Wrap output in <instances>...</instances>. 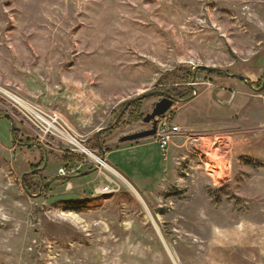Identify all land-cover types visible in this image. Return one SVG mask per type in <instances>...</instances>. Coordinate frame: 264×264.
Segmentation results:
<instances>
[{"label":"rangeland","instance_id":"374dc122","mask_svg":"<svg viewBox=\"0 0 264 264\" xmlns=\"http://www.w3.org/2000/svg\"><path fill=\"white\" fill-rule=\"evenodd\" d=\"M188 69L227 77L157 119L181 130L166 158L120 143ZM4 115L0 264H264V0H0ZM138 144L148 167L106 158Z\"/></svg>","mask_w":264,"mask_h":264},{"label":"trees","instance_id":"16d2710c","mask_svg":"<svg viewBox=\"0 0 264 264\" xmlns=\"http://www.w3.org/2000/svg\"><path fill=\"white\" fill-rule=\"evenodd\" d=\"M184 74H185L184 75L185 78L183 76L182 77V81L178 82V84L179 85L181 84L184 89H181L179 87L180 89H169L167 91L169 96H171L176 102L178 101V102H181V103L187 102L193 96L194 87L192 85L194 83H196V81L198 79V75L200 76L199 78H201L204 82H205V80L213 79V76L214 77L216 76V77H219V78L227 77V75L223 74L222 72L214 71V70H205V69H201V72H199V73H197V71L195 73V70L194 71H191V70L189 71V69H188L187 72L184 73ZM196 74H198V75H196ZM193 77H195L194 82H193ZM175 88H178V87H175ZM139 106H140V102L139 101H133L130 104L129 110L125 113V115L127 117V121L123 125L127 124V126H129L130 124L135 122L140 117V116L137 117ZM15 137H16V133H14V138ZM100 137H101V135H100ZM91 140H92V143L89 146V148L92 151H95L96 149L99 150V145H98V142H97V139H96V135H94ZM100 140H101V138H100ZM100 144H101L100 145L101 148H103L104 145H103L102 141H101ZM59 162L64 167L63 169L68 170V171L69 170H74L76 164L77 163H81L76 158L75 159H71V158H68L67 156L60 157L59 158ZM85 171H83V172H85ZM77 174H79V176L83 175V174H81V171L77 172ZM26 178H27V176L24 178V188H25L26 192H27V190L29 192H30V190H32V191H35L36 189L39 190L40 185L35 184L34 181L32 180V177L29 178L30 179V185L26 186V184H27V179ZM63 180H64L63 178L59 179V181H63ZM39 184H41V183H39ZM33 188L35 190H33Z\"/></svg>","mask_w":264,"mask_h":264},{"label":"water","instance_id":"95a60500","mask_svg":"<svg viewBox=\"0 0 264 264\" xmlns=\"http://www.w3.org/2000/svg\"><path fill=\"white\" fill-rule=\"evenodd\" d=\"M194 80H195V77H193V82H194ZM150 96H152V94H147V95L143 96L142 99H145V98L150 97ZM162 97L163 98L158 103H156L154 105L152 112L150 114L146 115L145 118L142 120V122L144 124H147V125L151 124L152 125L151 130L123 137V138L120 139V143L138 142L140 140L150 139V138H153L155 136L156 126H157V119L163 117L172 108L173 104L176 103V101L171 96H169L168 94H163ZM128 107H129V103L124 107V109L118 115L117 119L115 120V122L113 123L112 126L116 125L119 122V120L122 118V116L124 115V113L126 112ZM0 119H8L10 121L11 138H12V141L14 143H16L15 142V138H14V125L12 123V119L8 115H4ZM101 132H103V130H100V131H98L96 133V137L98 139V142L100 141V133ZM18 145L21 146V147L24 146L23 144H18ZM99 146H100V144H99ZM37 148L41 150V147L37 146ZM99 148L102 151L101 146ZM44 153H45V151H44ZM44 161L45 162H44V165H43L41 170H43L45 168V165H46V161H47L46 154H45V157H44ZM26 175L27 174L23 175L22 178H21V185L22 186H23V178ZM85 175L86 174H83L81 176L84 177ZM27 195L32 197L29 194H27Z\"/></svg>","mask_w":264,"mask_h":264},{"label":"crops","instance_id":"0c3cea01","mask_svg":"<svg viewBox=\"0 0 264 264\" xmlns=\"http://www.w3.org/2000/svg\"><path fill=\"white\" fill-rule=\"evenodd\" d=\"M145 145H148V144H138V145H136V147L133 148V151H132V152H127V151H130V149H129V150H124V152H121V151L118 150V151H114V152H116V153H113V152L108 153L107 156H106V158H107V159H111V160H113V161H116L118 164H121V165H122V163H123V165H124V159H125V158L130 157V158L132 159V158L135 156V154H137V155L131 160V161H133V164H135V165H137V166L140 164V163L137 162V160H136V159L139 157V155H140V157L142 158L141 163H142L143 167H146V166L148 167V165H149V163H150L151 161H150V159L148 158L149 153H148V151L145 149V148H148V147H146ZM150 145L155 146V148H157V150L159 151V153H161L160 150H159V148H158V145H157L156 142L153 141ZM117 153H118V154H117ZM119 155H120V156H119ZM160 155H161V154H160ZM161 159H162V155H161ZM161 159H160V160H161ZM122 160H123V161H122ZM160 169H161V162H160V165H159L158 169H156V171H157L156 175L159 174ZM136 173H137V171L135 172L134 176H136V177H140V178L142 179L143 182L147 181V180L145 179V177H143L142 175H141V176H138ZM151 174H152L151 172L148 173V174H147V178H149ZM147 184H149L148 181H147V183L144 184L143 186H146Z\"/></svg>","mask_w":264,"mask_h":264},{"label":"built area","instance_id":"2783aa9c","mask_svg":"<svg viewBox=\"0 0 264 264\" xmlns=\"http://www.w3.org/2000/svg\"><path fill=\"white\" fill-rule=\"evenodd\" d=\"M40 119V118H39ZM52 125H54V120H50ZM181 136V130L178 127H169L166 123L157 124L156 133L153 137L158 145V148L161 152L162 158H166L168 147L171 144V138ZM101 160V159H100ZM102 161V160H101Z\"/></svg>","mask_w":264,"mask_h":264},{"label":"bare ground","instance_id":"6f19581e","mask_svg":"<svg viewBox=\"0 0 264 264\" xmlns=\"http://www.w3.org/2000/svg\"><path fill=\"white\" fill-rule=\"evenodd\" d=\"M82 153L88 155L89 157H91L92 159H94L97 163L100 164L101 167H106V164L104 162H102L101 160H98L96 157H94L89 151L85 150V149H81Z\"/></svg>","mask_w":264,"mask_h":264},{"label":"flooded vegetation","instance_id":"af4514ba","mask_svg":"<svg viewBox=\"0 0 264 264\" xmlns=\"http://www.w3.org/2000/svg\"><path fill=\"white\" fill-rule=\"evenodd\" d=\"M24 146H26V147H28V148L31 147L30 144H24ZM26 147H25V148H26ZM44 155H45V153H44ZM34 173H35V171H32V172H31V175H29V176H30V177H33ZM27 175H28V174H27ZM44 184L47 185L48 183H43V186H45Z\"/></svg>","mask_w":264,"mask_h":264}]
</instances>
